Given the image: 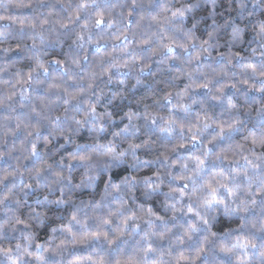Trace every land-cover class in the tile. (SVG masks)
I'll return each mask as SVG.
<instances>
[{"label": "clouds", "instance_id": "1", "mask_svg": "<svg viewBox=\"0 0 264 264\" xmlns=\"http://www.w3.org/2000/svg\"><path fill=\"white\" fill-rule=\"evenodd\" d=\"M0 264H264V0H0Z\"/></svg>", "mask_w": 264, "mask_h": 264}]
</instances>
